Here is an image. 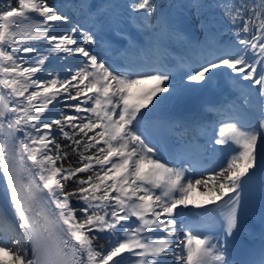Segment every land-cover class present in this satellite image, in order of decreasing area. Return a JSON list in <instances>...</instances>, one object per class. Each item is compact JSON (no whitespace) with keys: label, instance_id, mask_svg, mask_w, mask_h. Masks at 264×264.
<instances>
[{"label":"snow or ice","instance_id":"6c2138e0","mask_svg":"<svg viewBox=\"0 0 264 264\" xmlns=\"http://www.w3.org/2000/svg\"><path fill=\"white\" fill-rule=\"evenodd\" d=\"M106 49L134 59L114 67ZM62 55L83 61L50 69ZM221 85L231 107L184 151L230 155L189 176L161 141ZM161 105L174 115L157 130ZM0 173V264H264V0H0ZM212 204L214 235L185 223Z\"/></svg>","mask_w":264,"mask_h":264},{"label":"bare ground","instance_id":"6f19581e","mask_svg":"<svg viewBox=\"0 0 264 264\" xmlns=\"http://www.w3.org/2000/svg\"><path fill=\"white\" fill-rule=\"evenodd\" d=\"M132 30L133 28H130L129 31L131 32L132 34ZM133 38L137 41V42H140V38L135 34H132ZM106 52H107V49H106ZM109 52H107V55H108ZM49 59L52 61L51 65L49 66V68H55L57 70V72L59 73H63V72H66V70L71 67L73 71L76 70L78 64H80L82 61H83V58L80 57V58H73V57H69V56H61L60 59H55L54 56L53 57H49ZM222 88H216V89H210V90H199V91H196L194 92L193 94H195L197 96V101H196V104H195V108L194 110H192L190 112V119L193 120L195 122V126L197 128H202L203 124L201 123V119H200V116L199 114L197 113V110L199 109V106L200 105H203V104H206L207 102H210L211 104H213V102L211 101V99L215 98L216 95H218L220 92H221ZM31 91V89H30ZM232 92H228L226 94H219V96L223 98H229V95L231 94ZM218 96V97H219ZM218 97L216 99H218ZM210 99V101H208ZM51 107V106H50ZM151 107V106H149ZM145 112H147V109L143 110ZM154 112L157 114V116H160V117H168L169 119H171L174 115L173 111H172V108L171 106H164V105H161L160 108L154 110ZM180 115V113H178ZM18 136H20V133H17ZM31 163V162H30ZM218 171V170H217ZM204 175H208V172H204ZM4 188H5V180L3 179V175L2 173H0V205H4L6 204V198L4 196ZM203 189H201L202 191ZM159 191V190H157ZM195 196L196 199L198 200H203L204 197L200 196L199 195V192L197 193H194L193 194ZM186 211V210H185ZM134 219V218H133ZM108 243H106L107 245ZM105 245V246H106Z\"/></svg>","mask_w":264,"mask_h":264},{"label":"trees","instance_id":"16d2710c","mask_svg":"<svg viewBox=\"0 0 264 264\" xmlns=\"http://www.w3.org/2000/svg\"><path fill=\"white\" fill-rule=\"evenodd\" d=\"M212 2H213V0H204V3H206V4H210V3H212ZM64 103H65V101H62V102L60 103V105H59L60 108L62 109V111H66V109H63V108H62V105H63ZM71 103H73V102H71ZM90 135H91V133H90ZM64 143H67V142H64ZM69 153H70V155H69V160H68V162H70L73 166H76V165H77V161H78V159H79L78 155L75 154V153H72L70 149H69ZM81 175H83V174H81ZM106 243H107V238L99 240V241L97 242V245H98V247H102V246H105Z\"/></svg>","mask_w":264,"mask_h":264},{"label":"water","instance_id":"95a60500","mask_svg":"<svg viewBox=\"0 0 264 264\" xmlns=\"http://www.w3.org/2000/svg\"><path fill=\"white\" fill-rule=\"evenodd\" d=\"M194 104V99L192 101H187L183 104V110L184 111H190L191 110V107L193 106ZM30 164V161L28 162Z\"/></svg>","mask_w":264,"mask_h":264},{"label":"rangeland","instance_id":"374dc122","mask_svg":"<svg viewBox=\"0 0 264 264\" xmlns=\"http://www.w3.org/2000/svg\"><path fill=\"white\" fill-rule=\"evenodd\" d=\"M136 35L139 36L138 33H137ZM220 88H222L223 90H226V91H225V94L228 93V91H229V89L227 90V87H224L223 85H221ZM61 101H62V100H61ZM73 103H75V102L73 101ZM219 126H220V124L218 125V127H219ZM218 171H219V170H218ZM107 243H108V240H107Z\"/></svg>","mask_w":264,"mask_h":264}]
</instances>
